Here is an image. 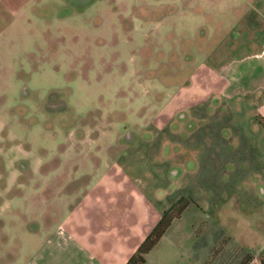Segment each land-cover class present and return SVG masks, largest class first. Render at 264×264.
Returning a JSON list of instances; mask_svg holds the SVG:
<instances>
[{"label":"rangeland","instance_id":"obj_1","mask_svg":"<svg viewBox=\"0 0 264 264\" xmlns=\"http://www.w3.org/2000/svg\"><path fill=\"white\" fill-rule=\"evenodd\" d=\"M181 1L0 0V264L87 219L118 264L182 199L146 264L262 249L264 118L222 94L223 64L248 52L219 26L189 33L204 4Z\"/></svg>","mask_w":264,"mask_h":264},{"label":"crops","instance_id":"obj_2","mask_svg":"<svg viewBox=\"0 0 264 264\" xmlns=\"http://www.w3.org/2000/svg\"><path fill=\"white\" fill-rule=\"evenodd\" d=\"M28 1L30 0H18V4ZM64 1L69 2V0ZM93 1L86 0L84 3L89 4ZM179 3L187 4L186 8H182V13L190 15H193L195 3L204 4L203 11L197 15L200 21L188 28L189 33L192 31L196 34L201 29L199 26H202L203 29H208V35L213 36L219 26L220 31H217L216 35H222L221 39L226 42L231 41L230 45L233 43L231 48H236L235 52H248L227 61V65L223 64L221 75L225 82L222 94L228 99L239 96L244 100L250 99L254 104L258 103L255 111L264 118V25L261 28L259 26L261 21L264 23V0H182ZM249 16H252V23L246 22L245 25L244 20ZM251 97H257L260 100L256 102V98ZM160 218L146 233L140 231L138 241L130 247L119 246V248L122 247V251H119L121 257L118 264H126ZM86 222L87 226L81 232H77L74 228H69V232L59 229L44 241L36 237L38 241L36 250L27 264H117V249L114 246L111 250L101 246L100 238L95 237L96 233L90 231V226L95 223H92V219H87ZM110 229L115 230L114 227L108 226L100 229V233H109ZM97 234L99 235V231ZM263 253L264 246L258 252H246L243 256L251 257L248 264H260L259 259ZM243 256L237 258L233 264H240ZM146 261L145 258L144 264Z\"/></svg>","mask_w":264,"mask_h":264},{"label":"trees","instance_id":"obj_3","mask_svg":"<svg viewBox=\"0 0 264 264\" xmlns=\"http://www.w3.org/2000/svg\"><path fill=\"white\" fill-rule=\"evenodd\" d=\"M173 205L168 210L164 211L160 220L157 224L152 228L146 238L142 241V243L138 246L135 253L128 259L126 264H144L145 263V256L153 250L156 245L158 244L161 237L165 234L167 229L169 228L171 222L174 219L180 217L181 213L185 210L186 206L188 205V201L182 199ZM251 260L249 255H246L240 264H248ZM260 264H264V253L259 259Z\"/></svg>","mask_w":264,"mask_h":264},{"label":"flooded vegetation","instance_id":"obj_4","mask_svg":"<svg viewBox=\"0 0 264 264\" xmlns=\"http://www.w3.org/2000/svg\"><path fill=\"white\" fill-rule=\"evenodd\" d=\"M84 1L86 0H69V3L75 6L86 5Z\"/></svg>","mask_w":264,"mask_h":264}]
</instances>
